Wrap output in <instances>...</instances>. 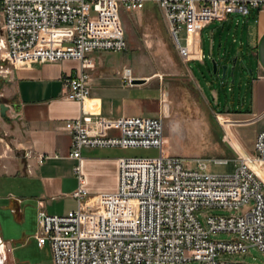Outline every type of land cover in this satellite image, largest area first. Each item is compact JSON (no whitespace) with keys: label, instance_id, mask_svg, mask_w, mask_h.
Instances as JSON below:
<instances>
[{"label":"built area","instance_id":"1","mask_svg":"<svg viewBox=\"0 0 264 264\" xmlns=\"http://www.w3.org/2000/svg\"><path fill=\"white\" fill-rule=\"evenodd\" d=\"M148 1L162 10L183 62L193 55L181 42L183 29L191 40V32L194 38L212 21L247 15L251 8L264 10V0H0V72L26 63L77 60L80 69L62 83L67 99L82 102L91 93L90 53L127 48L119 7L139 10ZM196 56L203 60L200 49ZM122 74L131 84L130 68ZM95 123L97 130L84 118L65 123L71 158L79 160L86 147L157 148L159 155L119 158L117 190L94 195L84 186L80 165L74 167L77 207L64 214L38 210L37 244L49 246L53 264H248L218 257L246 255L249 247L264 253V180L254 169L264 171V128L252 152L207 159L165 152L162 117L132 115ZM107 128L118 134L108 135ZM210 161L233 162L235 169L213 174L207 171ZM232 209L239 212L213 213ZM218 232L234 238L212 239Z\"/></svg>","mask_w":264,"mask_h":264},{"label":"crops","instance_id":"2","mask_svg":"<svg viewBox=\"0 0 264 264\" xmlns=\"http://www.w3.org/2000/svg\"><path fill=\"white\" fill-rule=\"evenodd\" d=\"M124 11L126 14L123 16L119 14L127 51L133 50L138 58L143 59L139 51L153 40L161 47L170 43L180 58L163 12L154 2H146L139 10ZM232 15L202 26L194 38L191 32V40L188 39V30L183 29L181 42L188 45L193 53L184 62L186 67L191 60L206 65L207 55L202 39L206 29L210 30L212 52L215 38H218V51L223 62L229 55L235 54V51L220 49L223 35H230L233 24L236 26L235 31L238 30L240 21L234 20ZM247 15L250 16L242 22L241 33L246 37L247 54L253 63L249 82L250 110L243 112L225 107L222 111H216L212 108L227 138L225 151L232 158L239 156L240 151L252 152L255 137L264 128V10L251 8ZM213 23L219 25L212 26ZM199 49L204 55L202 61L196 56ZM96 51L103 52L93 54ZM109 52L118 53L95 50L89 55L93 61V67L89 70L91 93L82 102L67 99L62 83L65 75L80 69L77 60L26 63L18 67L7 66L0 72V83L3 82L0 97L9 106L6 112L8 118L0 116V245L9 250L10 264H53L49 246L37 244L38 210L43 208L49 214H64L77 207L72 196L79 186L74 173L77 164L85 180L84 186L91 195L117 190L118 159L127 155L130 149L86 147L81 150L79 160L71 158V135L65 128L68 120L84 118L90 121L92 130H97L95 121L100 118L132 115L169 117L170 78L159 73L161 70L153 68L149 73L134 75L125 61L118 57L112 59ZM234 60L236 62V58ZM226 66L227 74L229 69ZM125 67L130 68L133 79L143 81L139 84L124 83L122 72ZM179 68H173L172 71L180 73L181 64ZM190 74L194 78L191 71ZM213 82L224 84L218 82L217 78ZM209 87L213 101L205 97L206 100L210 105L219 106L216 89L211 83ZM253 120H258L260 125L254 132L249 151L238 138L236 130ZM106 133L117 135L118 131L107 128Z\"/></svg>","mask_w":264,"mask_h":264},{"label":"rangeland","instance_id":"3","mask_svg":"<svg viewBox=\"0 0 264 264\" xmlns=\"http://www.w3.org/2000/svg\"><path fill=\"white\" fill-rule=\"evenodd\" d=\"M119 12L122 16L125 13L122 6L119 7ZM232 16L234 20L240 21V24L237 31H235L236 26L233 24L230 35L224 34L221 40L223 43L220 47L221 51H235V54L229 55L225 62L222 61L218 51L217 37L215 38L214 52L211 51L212 38L209 29H206L202 35L203 49L207 55L206 65L191 60L187 63L188 69L182 59L176 55L170 43H166L164 47H161L153 40L139 51L144 60L138 58V55L133 50L121 51L116 54L108 53L114 60L118 57L125 61L132 69L134 75L149 73L150 69L153 68L156 71L161 70L159 73H163L170 78L169 80L172 83L169 96L170 114L168 118L164 119V135L166 138L164 148L167 153L178 154L186 158L202 157L207 159L223 155H225L224 157H229L230 155L225 151L227 138L222 126L214 115L213 109L222 111L225 107H228L231 110L239 109V111L243 112L250 110L251 89L249 82L252 78L251 69L253 68L252 58L247 54L246 37L241 33L242 22L248 19L250 15L233 13ZM214 25H219V23H213L212 26ZM2 33L0 23V37ZM183 35V33L180 34L181 41L183 40ZM102 52L96 51L93 54H102ZM235 58L236 62L233 66ZM213 61L218 63L217 73L214 72ZM180 64V73L176 74L172 70L177 67L180 69ZM5 65L7 64H3V66ZM223 65H228L229 70L226 77L221 79V67ZM232 66L234 69L231 71ZM189 70L193 73L194 78ZM215 78H217L218 82L224 84L218 85L213 82ZM210 83L216 89V99L217 93L219 95V106H216V104L210 105L206 100L208 98V100L213 101L211 99ZM2 84L3 82L0 83V88ZM0 102H3L1 97ZM259 125L260 122L258 120H253L250 124L236 130L238 138L249 151H251L254 132ZM158 155L159 149L157 148H130L125 156L156 157ZM207 165V171L213 174H228L235 169L233 162L217 164L210 161ZM258 173L264 179V171L258 170ZM238 212V210L233 209L213 211L214 214L219 215H230ZM211 238L214 240H230L234 238V235L228 232H218L212 234ZM8 255V249L4 248L1 251L0 248V264H10ZM218 258L230 261H243L248 264H264V253L255 247H249L246 255L222 254ZM191 264H198V262L193 261Z\"/></svg>","mask_w":264,"mask_h":264},{"label":"water","instance_id":"4","mask_svg":"<svg viewBox=\"0 0 264 264\" xmlns=\"http://www.w3.org/2000/svg\"><path fill=\"white\" fill-rule=\"evenodd\" d=\"M235 62V60H233V63ZM213 68H214V72L216 73V62L213 61ZM226 69H227V66L226 65H223L222 66V75L221 77L224 78L225 77V74H226ZM143 80H140V79H133L132 80V83H141ZM9 106L3 102H0V116L3 118V119H7L8 116L6 114L7 110H8Z\"/></svg>","mask_w":264,"mask_h":264},{"label":"bare ground","instance_id":"5","mask_svg":"<svg viewBox=\"0 0 264 264\" xmlns=\"http://www.w3.org/2000/svg\"><path fill=\"white\" fill-rule=\"evenodd\" d=\"M191 39V38H190ZM254 169L256 170V172L258 173V170H262V168H259L257 166H254ZM259 174V173H258ZM260 175V174H259ZM260 177L262 178V176L260 175ZM263 179V178H262ZM264 180V179H263ZM1 251H3V246H0ZM3 259V258H2ZM2 261V260H1ZM3 262V261H2Z\"/></svg>","mask_w":264,"mask_h":264}]
</instances>
